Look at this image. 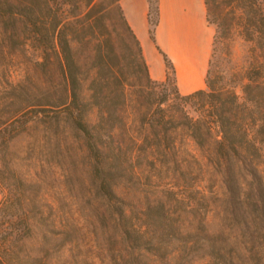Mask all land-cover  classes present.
<instances>
[{"label":"trees","instance_id":"trees-1","mask_svg":"<svg viewBox=\"0 0 264 264\" xmlns=\"http://www.w3.org/2000/svg\"><path fill=\"white\" fill-rule=\"evenodd\" d=\"M204 4L183 95L121 0H0V264H264V0ZM236 32L245 65L219 71ZM79 168L81 194L47 193Z\"/></svg>","mask_w":264,"mask_h":264},{"label":"crops","instance_id":"crops-1","mask_svg":"<svg viewBox=\"0 0 264 264\" xmlns=\"http://www.w3.org/2000/svg\"><path fill=\"white\" fill-rule=\"evenodd\" d=\"M121 8L153 80L165 79L157 47L173 65L180 94L205 87L215 27L206 19L204 0H158L154 42L149 39L146 0H121Z\"/></svg>","mask_w":264,"mask_h":264},{"label":"rangeland","instance_id":"rangeland-1","mask_svg":"<svg viewBox=\"0 0 264 264\" xmlns=\"http://www.w3.org/2000/svg\"><path fill=\"white\" fill-rule=\"evenodd\" d=\"M147 4V24L149 27V39L151 42H154V36H153V31L154 30L153 26L151 25V20H156L158 21L157 15L155 8H158V0H146ZM150 7L154 8L150 10ZM211 24V23H210ZM214 27L215 25L212 24ZM155 27V26H154ZM216 28V27H215ZM248 43L244 41L241 35H239L237 32L232 34L231 39L223 41V43H220L217 46V52H216V60L217 65H218V70L219 71H224L226 73H229L231 69L238 65L243 66L245 65V58L248 50ZM142 49V48H141ZM157 52L159 53L160 59H161V68L164 69L165 71V77L167 74L170 73L169 66L167 63V59L163 56V53L156 47ZM143 53V51H142ZM144 57V55H143ZM145 59V57H144ZM146 62V60H145ZM147 64V62H146ZM148 66V64H147ZM149 71V70H148ZM173 75H171V81H170V86L169 88L172 87L173 85ZM153 79V78H152ZM155 80V79H154ZM164 80V79H163ZM162 80V81H163ZM135 81V79H134ZM159 81V80H156ZM161 89L157 88L156 91L159 93ZM81 169L79 168L77 170V176H71L69 178L70 181H68L66 178L63 179V181H60L59 183H56L55 189L48 190V194L52 195H57L58 197H68L69 195H77L82 193V189L79 186V178H80V171ZM79 177V178H78ZM70 187H73V190L70 191ZM1 190V189H0ZM56 193V194H55ZM3 196V192L0 191V200Z\"/></svg>","mask_w":264,"mask_h":264}]
</instances>
